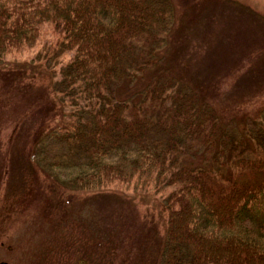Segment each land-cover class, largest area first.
I'll use <instances>...</instances> for the list:
<instances>
[{"label": "trees", "instance_id": "1", "mask_svg": "<svg viewBox=\"0 0 264 264\" xmlns=\"http://www.w3.org/2000/svg\"><path fill=\"white\" fill-rule=\"evenodd\" d=\"M174 18V0H0V71L49 77L59 113L30 161L70 190L158 198L162 264H264V110L238 138L166 66L120 93L158 69Z\"/></svg>", "mask_w": 264, "mask_h": 264}, {"label": "rangeland", "instance_id": "2", "mask_svg": "<svg viewBox=\"0 0 264 264\" xmlns=\"http://www.w3.org/2000/svg\"><path fill=\"white\" fill-rule=\"evenodd\" d=\"M162 63L210 104L238 138L264 110V0H174ZM38 48L21 59H31ZM11 64L0 71V237L10 264H162L166 217L158 198L70 190L30 161L37 129L59 119L49 77ZM26 75V76H24ZM186 164L203 163V153Z\"/></svg>", "mask_w": 264, "mask_h": 264}, {"label": "flooded vegetation", "instance_id": "3", "mask_svg": "<svg viewBox=\"0 0 264 264\" xmlns=\"http://www.w3.org/2000/svg\"><path fill=\"white\" fill-rule=\"evenodd\" d=\"M10 251L11 247L6 243V240H1L0 237V263L10 264V261L7 259V257H11ZM82 264H85V261H82Z\"/></svg>", "mask_w": 264, "mask_h": 264}, {"label": "water", "instance_id": "4", "mask_svg": "<svg viewBox=\"0 0 264 264\" xmlns=\"http://www.w3.org/2000/svg\"><path fill=\"white\" fill-rule=\"evenodd\" d=\"M0 264H2V263H0Z\"/></svg>", "mask_w": 264, "mask_h": 264}]
</instances>
